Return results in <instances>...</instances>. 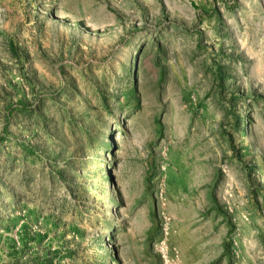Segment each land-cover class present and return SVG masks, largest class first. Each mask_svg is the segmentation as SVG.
Here are the masks:
<instances>
[{
	"label": "rangeland",
	"instance_id": "obj_1",
	"mask_svg": "<svg viewBox=\"0 0 264 264\" xmlns=\"http://www.w3.org/2000/svg\"><path fill=\"white\" fill-rule=\"evenodd\" d=\"M165 225L264 264V0H0V264H162Z\"/></svg>",
	"mask_w": 264,
	"mask_h": 264
},
{
	"label": "built area",
	"instance_id": "obj_2",
	"mask_svg": "<svg viewBox=\"0 0 264 264\" xmlns=\"http://www.w3.org/2000/svg\"><path fill=\"white\" fill-rule=\"evenodd\" d=\"M162 234L163 236L152 244L155 253L159 256L162 264H181L179 251L176 248H172L167 242L169 234L167 225L163 226Z\"/></svg>",
	"mask_w": 264,
	"mask_h": 264
},
{
	"label": "trees",
	"instance_id": "obj_3",
	"mask_svg": "<svg viewBox=\"0 0 264 264\" xmlns=\"http://www.w3.org/2000/svg\"><path fill=\"white\" fill-rule=\"evenodd\" d=\"M99 100L103 101V103H104V101H105V96H104V95L99 96ZM122 131L124 132L125 130L122 129Z\"/></svg>",
	"mask_w": 264,
	"mask_h": 264
},
{
	"label": "crops",
	"instance_id": "obj_4",
	"mask_svg": "<svg viewBox=\"0 0 264 264\" xmlns=\"http://www.w3.org/2000/svg\"><path fill=\"white\" fill-rule=\"evenodd\" d=\"M159 257V256H158ZM160 259V258H159Z\"/></svg>",
	"mask_w": 264,
	"mask_h": 264
}]
</instances>
